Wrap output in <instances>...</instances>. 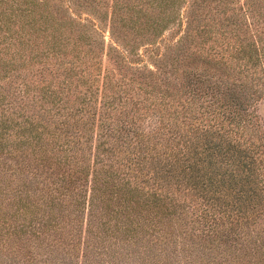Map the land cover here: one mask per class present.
Here are the masks:
<instances>
[{
    "label": "trees",
    "instance_id": "trees-1",
    "mask_svg": "<svg viewBox=\"0 0 264 264\" xmlns=\"http://www.w3.org/2000/svg\"><path fill=\"white\" fill-rule=\"evenodd\" d=\"M263 5L0 0V264H264Z\"/></svg>",
    "mask_w": 264,
    "mask_h": 264
},
{
    "label": "rangeland",
    "instance_id": "rangeland-1",
    "mask_svg": "<svg viewBox=\"0 0 264 264\" xmlns=\"http://www.w3.org/2000/svg\"><path fill=\"white\" fill-rule=\"evenodd\" d=\"M260 2H262V4H264V0H260ZM234 4H236V3L233 1V3H231V5H234ZM262 9L264 10V5H263ZM172 30L173 29H170V27H168V29L166 31H164V33L168 34ZM105 64H106V62H105ZM256 112L258 113L260 118L264 121V100L257 103Z\"/></svg>",
    "mask_w": 264,
    "mask_h": 264
}]
</instances>
